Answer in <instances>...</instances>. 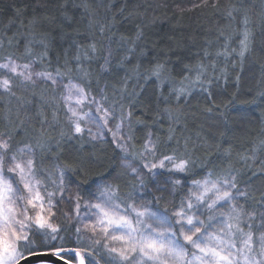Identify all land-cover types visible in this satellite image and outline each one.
<instances>
[{"label": "trees", "instance_id": "obj_1", "mask_svg": "<svg viewBox=\"0 0 264 264\" xmlns=\"http://www.w3.org/2000/svg\"><path fill=\"white\" fill-rule=\"evenodd\" d=\"M245 33L249 44L241 57ZM7 57L83 78L89 93L116 105L136 163L144 146L160 158L191 161L190 171L161 170L158 182L141 183L122 166L114 140L74 134L70 125L59 130L62 115L51 116L40 79L25 84L28 91L17 96L32 104L20 111V130L13 116L19 102L11 100L0 118L6 153L33 145L30 140L50 141L48 152L33 148V163L50 174L65 165L74 169L64 172L65 191L73 207L79 204L81 219L67 224L59 218L56 239L31 233L35 244L24 254L60 249L70 260L80 253L83 264H124L117 253L112 261L109 244L95 238L102 231L99 225L93 231L97 217L89 205L97 185L118 188L121 198L130 194V205L166 211L169 200H186L193 181L237 177L231 191L246 195L232 202L242 218L264 214V0H0V59ZM158 67L159 77L153 74ZM189 80L193 85L184 88ZM5 92L0 109L9 98ZM26 127L37 130L27 133ZM177 180L181 186L174 188ZM119 210L125 213L123 203ZM127 214L135 223L131 209Z\"/></svg>", "mask_w": 264, "mask_h": 264}, {"label": "rangeland", "instance_id": "obj_2", "mask_svg": "<svg viewBox=\"0 0 264 264\" xmlns=\"http://www.w3.org/2000/svg\"><path fill=\"white\" fill-rule=\"evenodd\" d=\"M14 61L17 65H29L30 71L32 72V81L30 82H21V78L16 77L15 74L11 73L8 69H0V80L2 79H9L10 81V87L9 90H6V95L9 96V98L5 99V102H2L3 105L2 109H0V118L2 120L5 118L6 112H9L13 105L10 104L11 100H15L16 102H19V108L14 110V120L16 121L14 128L17 130H20L21 127V121L19 118L20 111L25 110L26 108L31 107L32 102L31 100H22V97L17 96L18 92H26L28 91V87L25 86V84L33 85L35 84L39 79L40 84L39 87L42 88L43 93H48L50 95V101L48 103L49 109L51 111V116L54 114L56 115L57 111H60L61 122L59 130H65L67 126L70 125V129L73 131V125L69 119L71 117V113L68 111L69 107L75 108L81 115L84 113H88L89 115L96 118V120L99 122V126L97 123L90 122L87 117L81 121V126L85 129L83 133L90 138H100V137H110L114 142L118 145V147L123 152V159L121 160L122 165L126 168L127 171H129L136 179H138L140 182L143 180V182H158L159 181V171L161 170H170L175 169L174 165L178 164L177 161H167L165 158H160L159 156H155L154 153H152V150L150 146H144L139 155V162L136 163L133 159H131L127 152V143L126 138L128 137V129H127V121L126 119H123L124 117H121L118 114L117 106L113 104H106L104 103V100L101 96H93L89 91L86 90L83 84V78H72L68 75H61V74H51V76L55 79V84H53L51 79H45L43 77H38L36 73L40 72H46L43 70H38L35 68L31 63L29 62H17L11 58H2L0 59V64L3 63H10ZM48 73V72H46ZM71 85H77L84 89L86 99H84L83 103L81 105L76 104V99L78 98L77 92L75 88H71ZM193 83L191 80L186 81L183 84L184 88L192 86ZM48 92H47V90ZM0 90H5L4 88L0 87ZM70 97V99H69ZM101 104L102 108L108 112L107 120L109 121L107 124H104L101 120V117L104 116V112H98L97 111V104ZM55 105V106H54ZM55 120V118H54ZM52 120V121H54ZM24 128V127H23ZM90 129V131H89ZM25 132L30 133L37 128L32 127H26L24 129ZM79 134V135H81ZM0 140L6 141V137L0 134ZM36 140V139H35ZM33 145L36 144L34 140H30ZM26 145L24 144L17 147L16 152L12 153H6V150L0 149V155L4 157V178L11 181L13 183V191L12 192H4L3 193V199L0 200V237L8 239L13 247L15 248L16 254L13 256H9L7 252L3 250L2 247H0V264H12L14 261H16L19 257L24 255V248L25 245H27V248L30 246H34V242L31 244H28V241H21L17 240L15 237L11 236V231L15 230L19 232L20 224L18 221H23L24 223V229L23 231L27 234L28 240L31 233L36 234H42L44 239H53L52 237H55V232H52L51 229L45 227L44 229H40L38 225L35 224V217L37 213L39 212L42 214L50 224L56 227L59 218H63L67 224H71L75 219H81V216L78 214V209L72 206V201L70 198V195H68L65 191L66 187L65 184L63 186L60 185V177H61V171L56 169V172L54 174H50L47 170L43 168L41 172L36 169L34 163H33V171L34 175L29 174L28 180L32 183L33 188L35 191H38L41 196L40 201H36V207L27 206V199L30 198L32 195L31 193L27 191H16L17 188H23V184L20 183V177L17 173L9 172L8 169L12 166H14L15 163H20L22 165H26L28 160L33 161V154L29 153L27 149L25 148ZM21 149H24L23 152H21ZM37 150H40L39 148H36ZM45 152H48L47 150ZM15 156V161L12 159V157ZM164 161V166L160 167V161ZM155 166V167H153ZM133 169H136L137 171L135 174H133ZM27 171V169H26ZM46 171L48 173H46ZM45 174V176H39L38 174ZM205 180L216 181L218 184H222L223 180L218 181L211 178H205L201 180L200 182H203ZM155 188V187H154ZM153 187H150L149 190L153 194H157L156 190H154ZM161 191H165V189H162ZM167 192V191H166ZM192 193L198 194V190L192 186L191 189ZM49 193H53L51 197L49 196ZM171 194V193H170ZM23 196L24 198L21 199L20 197ZM189 199V196L186 197V200L184 201L185 204H187ZM49 200H51V203H49ZM170 206H172L171 210H156L153 208H149L152 211H157L162 214H167L170 217H174V214L177 210L181 208L180 201L178 203L170 202ZM97 199V197H94V199L91 201V205H95L96 203H100ZM43 204V208L41 209L39 207L40 204ZM233 204V202H231ZM235 205V204H234ZM177 206V207H176ZM137 210H143L146 206H134ZM176 207V209H174ZM236 208V207H235ZM9 209H12L13 211L9 212ZM94 211L97 212V209L92 207ZM165 209V208H164ZM237 209V208H236ZM218 212H223L225 215L218 217L217 221L214 222L211 227H208V232H216L217 235L223 237L224 239H228V235L226 233L228 232V229L225 228L223 232L218 231L221 227L220 221L224 220L229 214L235 216L236 213H230V207L227 205H223V202H221V207L217 209ZM120 212V210H119ZM239 212V210H237ZM121 213V212H120ZM134 213V212H133ZM135 214V213H134ZM191 215L192 213H188ZM199 215V212L197 213ZM208 213L205 212L203 216H201V219L207 220ZM239 221L238 225L239 228L243 230V232H238L236 228H233L231 230V240L232 244L228 245L224 248V251L222 254L229 255V259L233 261V264H264V245L261 243V234L264 233V228L260 227L261 220L264 218L263 213L259 214H249L246 218H242L241 214L239 213ZM175 218V217H174ZM229 223H236L234 220H229ZM10 226V227H8ZM133 226L135 227V223H133ZM179 231V227L176 229ZM147 229H145V233L147 234ZM58 232V231H56ZM47 234V235H46ZM58 234V233H57ZM122 233L112 232L111 230L106 235L105 233L101 232L99 233L98 237H95L96 239L102 238L103 241L106 244H109V248H116L121 249L124 247L125 241L121 240H113L111 239L112 235H121ZM251 234V238L249 239V235ZM60 235V234H59ZM207 235V233H205ZM165 236L168 238H171L170 233H165ZM60 238V237H59ZM94 238V239H95ZM181 243H184L182 238ZM46 241V240H45ZM245 241H247V244H245ZM234 245V246H232ZM209 247H216L218 250H220L221 246L216 243V241H210L208 243ZM185 257L183 261H176L174 257L168 256L166 253L161 256L159 260H148L146 257L144 258L142 264H187L188 261H192L193 264H200L199 261H196L193 259L195 256H204L203 253L199 251V249L193 248L191 245L185 244ZM51 250V249H48ZM59 250V249H55ZM118 254V252H117ZM78 256V260L80 259V253H76ZM119 258V256H118ZM205 260L208 261V264H213L212 258L210 256H205ZM129 260L133 261V264H138L140 261V255L139 253L132 254L131 257H129ZM37 264H50V263H37Z\"/></svg>", "mask_w": 264, "mask_h": 264}, {"label": "snow or ice", "instance_id": "obj_3", "mask_svg": "<svg viewBox=\"0 0 264 264\" xmlns=\"http://www.w3.org/2000/svg\"><path fill=\"white\" fill-rule=\"evenodd\" d=\"M248 34H244V38L241 40V50L240 56L243 57L245 51L248 49ZM0 69H8L11 73L15 74L16 77L21 78V82H30L32 81V72L30 71V66L25 65H17L14 61L10 63L0 64ZM59 74V73H58ZM159 77V67L153 73ZM38 77H43L45 79H51L53 84H55V79L51 76V74L46 72L36 73ZM87 76V73H85ZM200 77L197 76L196 80H199ZM237 82L239 81V77H236ZM195 83V82H194ZM26 86V85H25ZM0 87L5 90H9L10 81L9 79L0 80ZM71 88H75L77 92L78 98L76 99V104L79 106L83 103L84 99H86L85 91L83 88L77 85H71ZM184 90H181L179 95L183 93ZM70 99V97H69ZM106 99V98H105ZM68 111L72 114L69 117L73 127L74 134H81L85 130L81 126V121H83L86 117L90 122L97 123L99 126V122L95 117L89 115L88 113H84L81 115L75 108L69 107ZM97 111L104 112V116L101 117V120L104 124H107L109 121L107 120L108 112L104 110L101 104H97ZM90 131V129H89ZM64 133H61L63 136ZM72 137V133H69V138ZM59 147V142L57 144ZM25 148L27 151L33 155V148H39L41 152L50 151V141L48 140H37L35 145H26ZM0 149L8 150L9 143L3 140H0ZM24 149H21L23 152ZM12 159L15 161L16 157L13 156ZM174 157L168 156L165 157V160L172 161ZM123 166V165H122ZM160 167L164 166V161H160ZM155 167V166H153ZM174 168L179 172L190 171L191 170V161L181 160L178 164L174 165ZM27 169V171H26ZM4 157L0 155V200L3 199L4 192H12L13 191V183L4 178ZM68 170H74L71 166L65 165L61 171L60 177V185L63 186L66 183V178L64 176V172ZM9 172L17 173L20 177V183L23 184V188H17L16 191H27L32 195L27 199V206L36 207V201H40L42 198L38 191H35L32 183L28 180V175H34L33 171V161L28 160L26 165H22L20 163H15L14 166L8 169ZM133 174L137 171L133 169ZM143 183V180H141ZM174 188H178L181 186L180 181H173ZM193 187L198 190V194L189 193V199L187 204L184 201H181V208L177 210L174 214V217H170L167 214H162L157 211H152L149 208L145 207L143 210H137L133 205L127 203L128 199H131V195L127 198H121L119 195V190L117 188L116 191L112 190V186L110 184H106L101 188L100 185H97L96 188L98 191L96 192V197L100 203H96L95 205H89L90 208L94 207L97 209L96 215L97 219L95 225H92L93 231H95L96 225L100 226V229L106 235L111 230L112 232H121V235H112L111 239L113 240H121L125 241L124 247L121 249L112 248L109 251V256L112 257V261L117 259L116 256H112L113 253L118 252L119 260L123 261L124 264H128L129 257L134 253H139L140 261L138 264H142L144 258L146 257L148 260H159L162 255L165 253L168 256L174 257L176 261H183L185 257V244L191 245L193 248L199 249L204 256H195L194 260L199 261L200 264H208V261L205 260V256H210L212 258L213 264H233V261L229 259V255L222 254L224 248L228 245L232 244L231 240V230L236 228L238 232H243L242 229L239 228V212L235 208V205L231 202L235 199L236 195H246L245 193L236 192L233 193L231 190L237 188V177H233L231 180L224 179L222 184H218L216 181L209 182L205 180L203 182L193 181ZM54 195L53 193H49L51 197ZM21 199L24 197L21 196ZM119 201V203L117 202ZM221 202L223 205H227L230 207V213H236L235 216L228 215L224 220L220 221L221 227L218 231L223 232L225 228L228 229L226 235H228V239H224L223 237L216 234V232H208V227L217 221L218 217L224 216L223 212H218L217 209L221 207ZM51 203V200H49ZM123 203L125 205V213L121 214L119 212L120 204ZM39 207L42 209L43 204L41 203ZM79 208V204H77V209ZM131 209L132 212L135 213V227L133 226V220L129 219L127 214V210ZM13 211L9 209V212ZM199 212V215L197 213ZM207 212V220L201 219L200 217ZM188 213H192L189 215ZM229 220H234L236 223H229ZM20 224V231L17 232L15 230L11 231V236L15 237L17 240L28 241V244L33 243V241L28 240L27 234L23 231L24 223L23 221H18ZM35 224L38 225L40 229H44L45 227L52 230V232H56L57 229L55 226L50 224L48 220L39 212L35 217ZM88 225H86L87 227ZM10 227V226H8ZM177 227H179V231H177ZM261 228H264V218L261 220L260 224ZM145 229H147V234L145 233ZM79 231V229H77ZM165 233H170L171 238L165 236ZM207 233V235H205ZM47 235V234H46ZM249 235V239L251 238V234ZM56 239V237H52ZM184 243H181V239ZM210 241H216L218 245L221 246L220 250L216 247H209L208 243ZM99 241H93V244H98ZM261 243L264 245V233L261 234ZM247 244V241H245ZM234 246V245H232ZM0 247L3 248L5 252L11 257L15 252V248L12 243L3 237H0ZM25 250H28L27 245H25ZM111 264V262H110ZM187 264H193L192 261H188Z\"/></svg>", "mask_w": 264, "mask_h": 264}, {"label": "water", "instance_id": "obj_4", "mask_svg": "<svg viewBox=\"0 0 264 264\" xmlns=\"http://www.w3.org/2000/svg\"><path fill=\"white\" fill-rule=\"evenodd\" d=\"M83 264L81 260H70L61 255V250H34L19 257L12 264Z\"/></svg>", "mask_w": 264, "mask_h": 264}]
</instances>
